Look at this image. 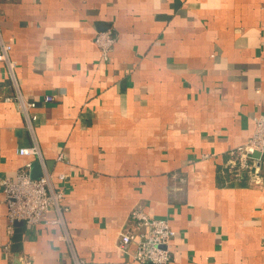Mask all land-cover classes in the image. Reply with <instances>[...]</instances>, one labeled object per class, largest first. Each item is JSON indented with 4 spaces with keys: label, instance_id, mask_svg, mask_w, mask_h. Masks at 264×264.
Returning <instances> with one entry per match:
<instances>
[{
    "label": "crops",
    "instance_id": "crops-1",
    "mask_svg": "<svg viewBox=\"0 0 264 264\" xmlns=\"http://www.w3.org/2000/svg\"><path fill=\"white\" fill-rule=\"evenodd\" d=\"M0 26V182L37 179V145L69 206L9 233L0 183V264H139L117 248L137 206L175 232L169 264H264V157L229 163L264 115V0H0Z\"/></svg>",
    "mask_w": 264,
    "mask_h": 264
},
{
    "label": "built area",
    "instance_id": "built-area-1",
    "mask_svg": "<svg viewBox=\"0 0 264 264\" xmlns=\"http://www.w3.org/2000/svg\"><path fill=\"white\" fill-rule=\"evenodd\" d=\"M115 39L111 30L99 32L94 40L103 61L109 59L113 50ZM12 46L7 43L2 34L0 26V62L5 65L7 74L15 83V63L11 58ZM18 106L24 115L27 129L33 131L32 122L36 120L34 114L29 111L35 108L34 103L21 100L19 94ZM45 102H51L52 98L46 96ZM254 128L247 142L230 152L233 157L229 161L230 166L238 171H250L253 165L254 156L258 155V161L264 157V115H257L253 118ZM18 154L21 156L39 157L42 173L37 179L31 177V164L27 163L20 168L14 178H3L1 189L3 203L7 208V229L12 233L14 225L23 223L27 226L45 224H64V215L68 213L69 206L64 202L62 190H56L46 170L45 163L40 156L37 145L19 148ZM60 180L65 176L60 175ZM186 183L184 177L176 178V185L169 188L170 192L175 193L181 190V186ZM55 212V219L46 220L48 211ZM129 228L119 234L117 248L128 254L132 262L139 264H169L172 257L173 239L175 232L166 220L150 218L140 206H137L129 213ZM67 235L60 239L67 241ZM9 253V247L5 246ZM132 250V251H130ZM73 264H87L78 259L73 260Z\"/></svg>",
    "mask_w": 264,
    "mask_h": 264
}]
</instances>
